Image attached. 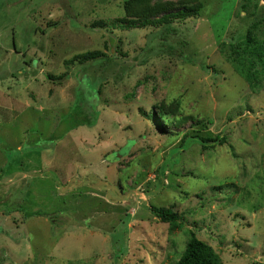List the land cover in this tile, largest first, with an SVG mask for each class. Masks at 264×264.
Returning <instances> with one entry per match:
<instances>
[{"label":"rangeland","instance_id":"1","mask_svg":"<svg viewBox=\"0 0 264 264\" xmlns=\"http://www.w3.org/2000/svg\"><path fill=\"white\" fill-rule=\"evenodd\" d=\"M128 1L0 0V264H178L191 230L264 264V0H168L204 5L176 34L113 27Z\"/></svg>","mask_w":264,"mask_h":264},{"label":"trees","instance_id":"2","mask_svg":"<svg viewBox=\"0 0 264 264\" xmlns=\"http://www.w3.org/2000/svg\"><path fill=\"white\" fill-rule=\"evenodd\" d=\"M157 1L155 5L152 2ZM204 5L202 3L197 4H177L168 0H129L125 4L126 16L115 20L112 25L113 27H119L122 29H138L145 27L160 28L165 34H176L177 29L172 28V24L176 21L187 20L199 16ZM105 21L94 22V28L106 27ZM247 52L249 54V67L248 71L242 72L243 75L252 81V70L250 67L259 64L260 68L264 70V43H258L251 34L248 36L247 41ZM104 53L100 51L86 52L70 59L67 64H75V62L84 64L88 61L97 60L102 57ZM65 75H60L59 78L63 79ZM162 116L167 120V126L180 127V125L188 118L181 116L179 118L178 105L163 106L161 108ZM154 113V112H153ZM156 117V114H154ZM191 119V118H190ZM87 125H94L91 122H86ZM196 124H202L199 120ZM203 125V124H202ZM79 124L69 129V132ZM187 134L184 136L186 139ZM194 139H199L204 144V149L214 147L209 144L212 142L225 143L223 138H204L203 136H194ZM50 140H54L53 137ZM152 213L160 219L161 222L167 223L170 226V231H174L182 220V215L177 212L174 207H151ZM178 264H224L221 257L214 249L206 242L200 240L194 232H190V238L187 242V246L179 260Z\"/></svg>","mask_w":264,"mask_h":264}]
</instances>
